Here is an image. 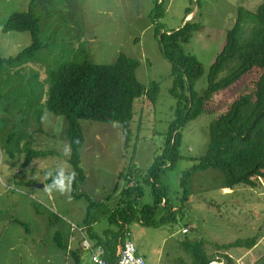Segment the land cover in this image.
<instances>
[{"label": "rangeland", "instance_id": "rangeland-1", "mask_svg": "<svg viewBox=\"0 0 264 264\" xmlns=\"http://www.w3.org/2000/svg\"><path fill=\"white\" fill-rule=\"evenodd\" d=\"M33 0H0V55L19 56L33 45L29 33H3L14 14L30 12ZM162 5L163 17L153 21L156 2ZM264 0H39L37 13L44 16L41 41L43 50L35 61L16 75L15 68L3 77L0 100V264H72L66 250L55 243V235L69 240L74 235L73 249L82 244V235L72 232V225L85 227L90 202L77 200L71 192L61 195L46 192L47 173L63 167L74 172L72 155H63L69 141V124L65 116L43 109L40 120L38 92L47 89V68L74 57L86 45L96 64L111 65L120 54L141 62L137 75L149 85L159 81L161 93L156 103L141 97L134 104L132 136L126 142L123 128L82 120L86 144L82 149V167L87 180L79 186V194L113 210L121 199L124 181L115 193L121 171L135 170L144 176L155 158L163 153L170 124L174 118L176 99L171 95L173 76L156 38V28L169 33L180 30L186 10L202 26L184 51L195 56L204 66V75L196 82L203 91L208 72L233 30L238 12L256 13ZM190 16V17H191ZM251 27H245L248 38ZM43 97H45L43 93ZM42 97V100L44 98ZM218 115V114H217ZM217 115L203 114L182 130V159L162 174L157 187L166 193L176 212V222L160 227L145 226L139 221L128 225L130 240L148 264H194L183 248L184 241L204 240L208 256L229 255L234 264H261L264 258V180L258 188L238 185L232 193H224L223 175L217 170L194 168L209 149L212 120ZM71 146V145H70ZM54 154L34 158L27 164L28 150ZM187 183L188 200L183 201L181 179L191 171ZM43 185V186H36ZM144 198L139 207L153 204L152 185L144 183ZM164 208L159 215L170 213ZM109 227L104 220L95 228L100 233ZM185 228L189 229L184 233ZM89 236V235H88ZM259 236L258 245L248 250H218L217 244ZM126 237H124L123 242ZM69 242V241H68ZM84 260L92 261L89 252ZM219 253V254H218ZM220 261V260H218Z\"/></svg>", "mask_w": 264, "mask_h": 264}, {"label": "trees", "instance_id": "trees-1", "mask_svg": "<svg viewBox=\"0 0 264 264\" xmlns=\"http://www.w3.org/2000/svg\"><path fill=\"white\" fill-rule=\"evenodd\" d=\"M38 1H32L29 13L12 15L3 28L4 34H31L33 45L16 57L3 58L0 55V100L3 97V77L7 75L8 81L11 68H15L16 75H19L44 48L41 41L44 16L37 13ZM192 14L193 11L187 9L184 22ZM163 15L162 5L157 1L151 18L157 21ZM248 26L251 31L248 38H245V27ZM201 29L202 26L194 18L176 32L163 31L162 26L156 28V38H160L164 56L171 64L173 81L170 93L176 99L174 118L163 153L155 158L147 173L138 176V172L133 169L119 173L115 193L119 191L121 181H124V187L120 202L113 210L79 194V186L87 180L82 167V149L86 144V136L81 121L120 125L127 142L132 136L135 101L146 97L156 103L162 90L161 84L155 80L149 85L141 82L137 75L141 62L123 53L111 65L96 64L86 45H81L74 57L46 70L47 89L38 92L37 104L42 107L38 109L39 118L41 120L43 109L67 118L72 148L70 163L76 174L72 194L77 200L86 198L90 202L85 227L90 239L106 249L107 264H116L127 226L133 221L149 227L176 222V212L166 193L157 184L162 174L169 168L173 169L182 159V130L201 115L218 114L209 127L208 152L194 170L213 169L221 172L224 178L223 190L235 191L238 185L258 188V180H264V5L256 13L239 10L235 27L226 36L224 47L210 67L208 84L202 92L196 88V82L204 75V66L183 48ZM28 153L27 164L34 158L54 154L53 151L32 149ZM192 171L183 174L180 184L182 200L186 202L189 196L187 183ZM133 180L135 185L130 186ZM47 181L52 183L50 178ZM144 183L152 185L153 204L139 207L145 195ZM164 208L171 212L162 217L159 214ZM104 220L108 221L109 227L100 233L95 225ZM259 240V236H253L216 246L218 250H251L258 245ZM55 243L62 250L68 251L69 247L60 232L55 235ZM206 244L204 240H187L182 246L194 264H211L214 258L206 253ZM81 251H72L77 264H81ZM221 257L224 259L223 264H234L229 255L223 254ZM261 264H264V258Z\"/></svg>", "mask_w": 264, "mask_h": 264}, {"label": "built area", "instance_id": "built-area-1", "mask_svg": "<svg viewBox=\"0 0 264 264\" xmlns=\"http://www.w3.org/2000/svg\"><path fill=\"white\" fill-rule=\"evenodd\" d=\"M135 181L130 183V186H134ZM73 233L79 232L82 235V248L85 252H89L92 256L93 264H107L106 262V249L103 246H97L88 236L86 228H81L76 225H72ZM184 233H188L189 229L185 228ZM125 241L118 254L116 264H148L142 256L137 255V249L134 243L130 240V233L125 234ZM211 264H223L218 260L212 261Z\"/></svg>", "mask_w": 264, "mask_h": 264}, {"label": "clouds", "instance_id": "clouds-1", "mask_svg": "<svg viewBox=\"0 0 264 264\" xmlns=\"http://www.w3.org/2000/svg\"><path fill=\"white\" fill-rule=\"evenodd\" d=\"M63 155L70 157V145L64 147ZM46 175L47 178L52 180V183L45 185L44 189L49 195H51L53 191L59 192L61 195L70 193L72 185L76 179V174L74 172H67L63 167H58L55 174H53L52 171H49Z\"/></svg>", "mask_w": 264, "mask_h": 264}, {"label": "crops", "instance_id": "crops-1", "mask_svg": "<svg viewBox=\"0 0 264 264\" xmlns=\"http://www.w3.org/2000/svg\"><path fill=\"white\" fill-rule=\"evenodd\" d=\"M190 17H188L187 18V20L189 19ZM128 175V174H127ZM224 193H232V191L231 190H224ZM127 228H128V226H127ZM86 231H87V229H86ZM73 232V231H72ZM126 233H128V231H126ZM125 233V234H126ZM87 234H88V232H87ZM74 235L73 234H71V235H69V242L67 241V240H64L65 241V243L68 245V247H69V249H68V253H69V255H70V257H71V262H72V264H77V261H76V258L72 255V251L73 250H77V249H81L82 251V258H81V264H93L92 263V261H91V259H90V262L88 263V261H86V260H84V252L85 251H83V248H82V244H80V245H78L77 246V248H75V249H73V246L75 245L74 243H75V241H74ZM94 242V241H93ZM124 243V242H123ZM123 245V244H122ZM122 245L119 247L120 249H119V252H120V250H121V248H122ZM119 252H118V254H119ZM219 254V253H218ZM118 256V255H117ZM216 259H218V260H220L219 262H222V263H224V259H222V258H220V257H216ZM215 260V259H214ZM117 262V261H116Z\"/></svg>", "mask_w": 264, "mask_h": 264}, {"label": "water", "instance_id": "water-1", "mask_svg": "<svg viewBox=\"0 0 264 264\" xmlns=\"http://www.w3.org/2000/svg\"><path fill=\"white\" fill-rule=\"evenodd\" d=\"M192 20H193V18H191V20H189V19L186 20V22L184 23V25H186L187 23H190ZM184 25H183V26H184ZM36 186L40 187V186H43V185H36Z\"/></svg>", "mask_w": 264, "mask_h": 264}, {"label": "bare ground", "instance_id": "bare-ground-1", "mask_svg": "<svg viewBox=\"0 0 264 264\" xmlns=\"http://www.w3.org/2000/svg\"><path fill=\"white\" fill-rule=\"evenodd\" d=\"M192 16L189 18V20H191Z\"/></svg>", "mask_w": 264, "mask_h": 264}]
</instances>
